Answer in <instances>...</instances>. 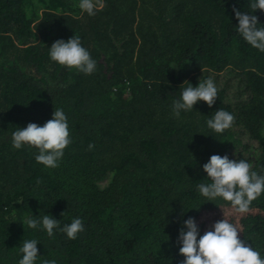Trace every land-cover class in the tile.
<instances>
[{"label":"trees","instance_id":"1","mask_svg":"<svg viewBox=\"0 0 264 264\" xmlns=\"http://www.w3.org/2000/svg\"><path fill=\"white\" fill-rule=\"evenodd\" d=\"M251 2L104 0L90 16L80 0H0V264H19L32 239L35 264H183L188 218L201 236L227 219L264 258V193L239 213L198 191L211 182L212 155L264 175V52L244 40L233 11L252 12ZM254 14L264 26V11ZM74 35L97 62L90 75L50 58L53 43ZM209 78L215 104L175 117L187 82ZM58 108L72 143L48 168L36 147L15 149L12 133ZM219 109L235 117L223 133L206 123ZM44 215L60 224L51 237L26 222ZM75 218L84 231L69 239L60 229Z\"/></svg>","mask_w":264,"mask_h":264},{"label":"clouds","instance_id":"2","mask_svg":"<svg viewBox=\"0 0 264 264\" xmlns=\"http://www.w3.org/2000/svg\"><path fill=\"white\" fill-rule=\"evenodd\" d=\"M105 6L104 0H95V2L80 0L79 3V8L90 16L95 15L96 11ZM250 8L252 12L233 9L239 21L237 29L248 44L264 52V26L259 24L258 17L254 14L257 10L264 11V0H252ZM49 49L50 58L60 65L76 68L89 75L96 69L97 62L82 46L78 36L74 35L67 42L57 40ZM187 84L180 99L173 102V114L177 118L182 110H193V106L198 101H203L212 107L218 97V89L211 78L199 83L197 87H193L188 82ZM234 120L233 114L219 109L206 123L209 129L223 133L232 127ZM12 143L15 149H20L23 145L36 147L39 149V154L35 157L37 163L48 168L58 167L64 150L72 143L64 111L56 109L52 119L43 126L29 123L25 128H17L12 133ZM94 147L90 144L89 150ZM252 169L253 165L246 160H230L227 155L223 157L212 155L203 165V171L211 182L198 184V191L209 200L223 198L231 202L237 212L246 213L251 202L264 193V175H259ZM26 222L32 229H36L42 223L49 237L53 236L54 229L60 228L59 221L51 215H44L42 219L32 217ZM60 230L66 233L69 239H76L78 233L84 231V223L80 218H75ZM239 234L236 225L223 218L215 222L211 230L201 236L195 219L188 218L178 237V243L181 245L179 252L185 258L183 264H264L260 252L246 240H241ZM37 244L38 241L35 239L23 242L20 248L23 257L19 260V264H35L38 258ZM43 264H57V262L44 260Z\"/></svg>","mask_w":264,"mask_h":264},{"label":"rangeland","instance_id":"3","mask_svg":"<svg viewBox=\"0 0 264 264\" xmlns=\"http://www.w3.org/2000/svg\"><path fill=\"white\" fill-rule=\"evenodd\" d=\"M95 1V0H94Z\"/></svg>","mask_w":264,"mask_h":264}]
</instances>
